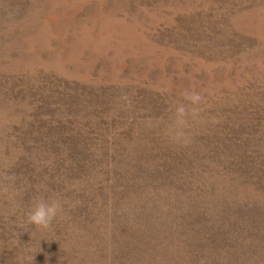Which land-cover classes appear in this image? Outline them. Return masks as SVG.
<instances>
[{"label": "rangeland", "instance_id": "rangeland-1", "mask_svg": "<svg viewBox=\"0 0 264 264\" xmlns=\"http://www.w3.org/2000/svg\"><path fill=\"white\" fill-rule=\"evenodd\" d=\"M0 264H264V0H0Z\"/></svg>", "mask_w": 264, "mask_h": 264}]
</instances>
